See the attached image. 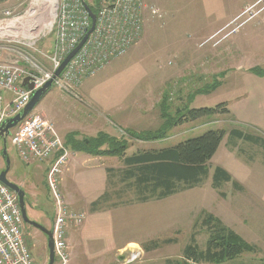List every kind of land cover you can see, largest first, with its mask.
Returning a JSON list of instances; mask_svg holds the SVG:
<instances>
[{"label": "rangeland", "instance_id": "1", "mask_svg": "<svg viewBox=\"0 0 264 264\" xmlns=\"http://www.w3.org/2000/svg\"><path fill=\"white\" fill-rule=\"evenodd\" d=\"M105 1L85 0L88 7H97L96 12ZM47 2L0 0V13L25 17L20 19L25 31L14 40L0 41L1 62L28 65L32 61L46 66L52 43L43 27L50 21ZM144 4L140 40L124 56L84 80L77 91L79 100L52 86L33 111L51 120L60 137L76 131L82 142L100 134L121 140L128 147L126 156L171 148L210 131L221 130L225 135L217 155L207 165V177L197 187L185 191L184 185H178L181 192L176 195L143 204L136 203L138 193L126 179V169L118 157L88 156L90 162L78 161L81 164L76 166L71 161L78 160V154L69 145L59 191L70 210L83 214L84 219L79 225L69 223L68 264L181 262L192 236L198 248L205 250L208 234L201 226L202 214L220 220L255 249L221 264H264V168L258 165L264 160V151L260 145L230 135L238 130L264 136V75L251 71L264 72V0H144ZM223 103L228 114L171 128L156 141L133 140L128 135V130L157 132L164 122L162 111L173 117L185 110L215 108ZM89 145L93 148L94 143ZM6 148L10 160L7 179L25 196L32 189L37 204L44 206L43 214L53 217V203L47 187L45 190L51 164L24 165L9 139ZM107 168L113 170L117 198L110 189ZM216 168L223 169L245 191L237 192L232 183L213 189ZM31 228L25 236L29 248L34 245L32 258L35 264H47L46 241L44 249L41 241L46 237L36 235ZM126 243L132 247L116 254L117 247ZM131 251H140L141 257L128 263Z\"/></svg>", "mask_w": 264, "mask_h": 264}, {"label": "built area", "instance_id": "2", "mask_svg": "<svg viewBox=\"0 0 264 264\" xmlns=\"http://www.w3.org/2000/svg\"><path fill=\"white\" fill-rule=\"evenodd\" d=\"M99 6L93 32L58 77L54 78L56 70L91 27L90 17L81 0H55L53 20L46 29L47 36L52 38L46 66L32 61L28 65L0 61V125L21 113L32 94L49 81L52 82L51 87L79 100L77 91L84 80L93 77L112 60L124 56L137 44L144 30V0H108ZM23 30L19 18H14L9 11L0 13V41L14 40ZM25 78H29L32 90L22 87ZM4 93L9 94L8 99ZM9 140L24 165L37 162L51 164L45 184L54 207V264H68L66 241L69 223L79 225L84 219L83 214L70 210L59 191V175L68 160L69 151L57 135L53 122L34 111L11 130ZM24 226L17 195L0 183V264H35ZM140 257V251H131L128 262Z\"/></svg>", "mask_w": 264, "mask_h": 264}, {"label": "trees", "instance_id": "3", "mask_svg": "<svg viewBox=\"0 0 264 264\" xmlns=\"http://www.w3.org/2000/svg\"><path fill=\"white\" fill-rule=\"evenodd\" d=\"M95 3L98 4L99 0H95ZM89 8L96 14L97 7L89 5ZM251 71L258 76L264 75L263 71L257 69ZM221 114H228L224 103L215 108L185 110L183 113L178 112L173 117H169L162 111L164 122L157 132L133 133L128 130L130 133L128 135L133 140L156 141L163 138L171 128ZM224 135L225 132L221 130L210 131L201 137L187 140L171 148L136 151L131 156H126L128 147L125 143L122 144L121 140L102 134L93 140L83 142L73 141L72 137L68 136L66 146L70 144L75 149L74 152L84 153L94 158L118 157L126 169V179L132 182L133 188L138 193L136 203L143 204L149 201H161L176 195L181 192L177 188L178 185H184L185 191L197 187L202 178L207 177V165L216 154ZM230 135L234 139L260 145L264 150V139L261 137L245 134L238 130L231 131ZM91 142L94 143L93 148L89 145ZM106 171L109 176L110 189L117 198L118 191L113 183V170L107 168ZM224 183H232L236 191L241 190L240 185L233 181L223 169L216 168L213 176V189H218ZM112 193L109 194V199H111ZM95 204L98 205V203ZM92 207L95 209L94 203ZM202 216L201 226L208 234L205 250L201 251L198 248L194 236H192L190 244L183 251L182 261L174 263L167 261L166 264H221L232 261L243 253L254 252V247L248 245L233 231L225 227L220 220L208 214H202Z\"/></svg>", "mask_w": 264, "mask_h": 264}, {"label": "water", "instance_id": "4", "mask_svg": "<svg viewBox=\"0 0 264 264\" xmlns=\"http://www.w3.org/2000/svg\"><path fill=\"white\" fill-rule=\"evenodd\" d=\"M82 4L84 6V9L87 11L90 21H91V27L88 30V32L85 34L83 39L80 41L78 46L70 52L67 57L64 59V61L61 63L59 68L56 70L54 74V78L58 77L61 72L63 71L66 64L73 58V56L80 50V48L83 46L89 35L93 32L96 22V16L95 14L90 10L88 5L86 4L85 0H81ZM29 78H25L22 82V87H26L28 90H32V85L28 84ZM52 82L49 81L43 88L40 90L34 92L30 98V101L28 104L24 107L21 113L17 114L11 119L4 120L0 125V141L2 143V152H1V158L5 161V170L0 172V183L3 184L5 187L10 189L12 192H14L18 197V203L21 209V215L22 220L24 224L28 227H32L38 231H40L45 237H46V248H47V258L48 262L47 264H54V246H53V238H52V229L48 230L44 227H42L40 224L30 220L27 216L26 207H27V200L24 191L13 182H10L7 179V174L10 169V160L7 156V139L11 135V130H13L19 123H21L39 104L41 99L46 95V93L50 90ZM121 260H124L123 257L120 258ZM128 261V260H127ZM131 263V262H128Z\"/></svg>", "mask_w": 264, "mask_h": 264}, {"label": "crops", "instance_id": "5", "mask_svg": "<svg viewBox=\"0 0 264 264\" xmlns=\"http://www.w3.org/2000/svg\"><path fill=\"white\" fill-rule=\"evenodd\" d=\"M106 1H108V0H106ZM3 95H4L5 99H8V97H9L8 93H4ZM68 136H71L73 141H81V139H82V138L81 139L78 138V135H77L76 131H68V132L64 133V135L62 137H60V136L59 137L62 140V142H63V144H64V146L66 148H68V146L70 145L69 144V145L66 146V144H68V142H67ZM263 139H264V136H263ZM248 143H250V142H248ZM218 150H219V148H218ZM218 150H217L216 154L214 155V157L217 155ZM74 154H78V156H77L78 160H74V158H73V161H71V163L75 164L76 166H79L81 163H85V162H90L91 161V159H89L90 156L88 157V155H86V154H81V153H78V152L77 153L75 152ZM91 158H94V157H91ZM95 159H97V158H95ZM74 161H76V162H74ZM78 161H81V163L80 164L77 163ZM258 165L260 167L264 168V160L263 161H259ZM240 187H241L242 191L240 190V191H237V192L245 191L244 187L241 184H240ZM45 190H46V185H45ZM37 199H38V197L36 195H34V191L32 189H30V190H28L26 192V200H27L26 212H27V216H28V218L30 220L37 221L38 224H40L42 227L50 230V229H52V219H53V217L52 216H51V218L48 217L46 215L45 211H44L45 215L43 214V210H45L43 208L44 206L43 205H38L37 202H36ZM38 206H39V208H38ZM31 229L36 235H40V234L42 235V233L40 231H38V230H36L34 228H31ZM27 230H28V227L24 226V233H25V231L27 232ZM43 239L41 241L43 243L42 244V248L44 249L45 248L44 242L46 241V239L44 237H43ZM128 244H130V243H126L125 245L117 247L115 253L118 254L119 252L124 250L128 246ZM33 247H34V245H32V248H31L32 250H33ZM31 249H30V251H31ZM67 249H68V247H67ZM31 255H32V252H31Z\"/></svg>", "mask_w": 264, "mask_h": 264}, {"label": "bare ground", "instance_id": "6", "mask_svg": "<svg viewBox=\"0 0 264 264\" xmlns=\"http://www.w3.org/2000/svg\"><path fill=\"white\" fill-rule=\"evenodd\" d=\"M35 1V0H34ZM48 2V5H49V7H50V21L44 26L43 25V27H45L46 29H48L50 26H51V23H52V20H53V15H54V9H55V0H47ZM46 2V1H45ZM31 11V10H30ZM30 11H28V12H30ZM27 12V14L26 15H28V14H31L32 15V13H28ZM25 17H23V18H20V19H24ZM20 19H19V22H20ZM35 24H37V22H35ZM34 25V24H33ZM25 31V30H24ZM26 34H28L29 35V38H31V34L32 33H30V31H27V32H25ZM38 34H40L39 32H38ZM129 248L130 247H132V245L130 246H128Z\"/></svg>", "mask_w": 264, "mask_h": 264}, {"label": "flooded vegetation", "instance_id": "7", "mask_svg": "<svg viewBox=\"0 0 264 264\" xmlns=\"http://www.w3.org/2000/svg\"><path fill=\"white\" fill-rule=\"evenodd\" d=\"M8 140V139H7ZM0 143H1V141H0ZM1 145H2V143H1ZM2 152V150L0 151V153ZM3 160V162H4V168L3 169H0V172H2V171H4L5 170V161H4V159H2ZM7 176V175H6Z\"/></svg>", "mask_w": 264, "mask_h": 264}]
</instances>
